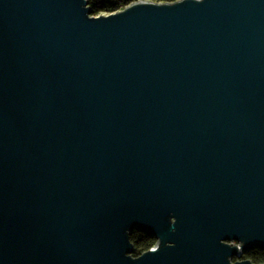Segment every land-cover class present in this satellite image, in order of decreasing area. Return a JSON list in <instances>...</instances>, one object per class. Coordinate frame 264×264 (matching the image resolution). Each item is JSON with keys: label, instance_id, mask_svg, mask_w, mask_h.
<instances>
[{"label": "water", "instance_id": "95a60500", "mask_svg": "<svg viewBox=\"0 0 264 264\" xmlns=\"http://www.w3.org/2000/svg\"><path fill=\"white\" fill-rule=\"evenodd\" d=\"M92 12L0 0V264H255L264 0Z\"/></svg>", "mask_w": 264, "mask_h": 264}, {"label": "trees", "instance_id": "16d2710c", "mask_svg": "<svg viewBox=\"0 0 264 264\" xmlns=\"http://www.w3.org/2000/svg\"><path fill=\"white\" fill-rule=\"evenodd\" d=\"M138 1V0H88V5L91 9L95 12L98 11H114L117 9L124 8L131 2ZM154 2H174L177 0H150ZM130 240L133 242L134 245V254H139L144 250H147L152 246L154 243L153 239L149 236L140 233L138 231H133L130 234ZM245 256L250 259L253 263H263L264 262V250L261 249H254L245 253Z\"/></svg>", "mask_w": 264, "mask_h": 264}, {"label": "flooded vegetation", "instance_id": "af4514ba", "mask_svg": "<svg viewBox=\"0 0 264 264\" xmlns=\"http://www.w3.org/2000/svg\"><path fill=\"white\" fill-rule=\"evenodd\" d=\"M141 233V232H140ZM144 234V233H143ZM146 235V234H145ZM147 236H149V235H147ZM150 238H152L154 241V243L152 244V246H154L155 245V242H156V239L154 238V237H152V236H149ZM235 243V242H234ZM233 243V244H234ZM254 249H257V248H253V249H251V250H254ZM251 250H248V251H251ZM248 251H244V252H242L239 256H233V257H231L230 258V261L231 262H236V261H240V260H250V259H248L246 256H245V253L246 252H248ZM251 261V260H250ZM252 262V261H251ZM253 263V262H252Z\"/></svg>", "mask_w": 264, "mask_h": 264}, {"label": "rangeland", "instance_id": "374dc122", "mask_svg": "<svg viewBox=\"0 0 264 264\" xmlns=\"http://www.w3.org/2000/svg\"><path fill=\"white\" fill-rule=\"evenodd\" d=\"M122 9H123V8H121V9L119 8V9L114 10V11H103V10L98 11V12L93 11L91 15H93V16L108 15V14H110V13H114V12L120 11V10H122Z\"/></svg>", "mask_w": 264, "mask_h": 264}]
</instances>
